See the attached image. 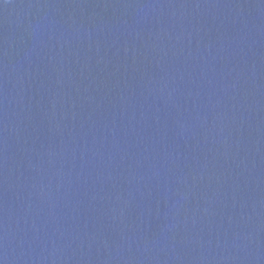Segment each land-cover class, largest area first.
Here are the masks:
<instances>
[{
	"label": "water",
	"instance_id": "95a60500",
	"mask_svg": "<svg viewBox=\"0 0 264 264\" xmlns=\"http://www.w3.org/2000/svg\"><path fill=\"white\" fill-rule=\"evenodd\" d=\"M0 264H264V0H0Z\"/></svg>",
	"mask_w": 264,
	"mask_h": 264
}]
</instances>
